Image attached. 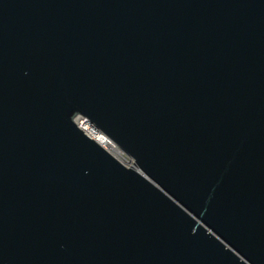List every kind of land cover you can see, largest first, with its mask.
Wrapping results in <instances>:
<instances>
[{
	"label": "water",
	"instance_id": "95a60500",
	"mask_svg": "<svg viewBox=\"0 0 264 264\" xmlns=\"http://www.w3.org/2000/svg\"><path fill=\"white\" fill-rule=\"evenodd\" d=\"M0 264H264V0H0Z\"/></svg>",
	"mask_w": 264,
	"mask_h": 264
},
{
	"label": "built area",
	"instance_id": "2783aa9c",
	"mask_svg": "<svg viewBox=\"0 0 264 264\" xmlns=\"http://www.w3.org/2000/svg\"><path fill=\"white\" fill-rule=\"evenodd\" d=\"M74 121L90 138L94 139L102 147L117 157L123 164L130 166L133 163L132 157L127 155L113 142L106 134L97 129L87 117L77 114Z\"/></svg>",
	"mask_w": 264,
	"mask_h": 264
}]
</instances>
